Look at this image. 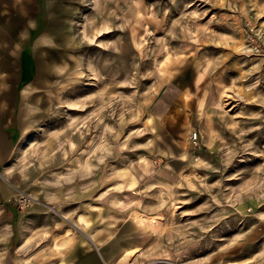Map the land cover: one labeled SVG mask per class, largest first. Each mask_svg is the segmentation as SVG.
I'll return each mask as SVG.
<instances>
[{"label":"rangeland","instance_id":"1","mask_svg":"<svg viewBox=\"0 0 264 264\" xmlns=\"http://www.w3.org/2000/svg\"><path fill=\"white\" fill-rule=\"evenodd\" d=\"M60 2L65 51L17 190L117 207L106 252L140 246L105 264H264V0ZM172 78L193 99L179 149L156 121Z\"/></svg>","mask_w":264,"mask_h":264},{"label":"crops","instance_id":"2","mask_svg":"<svg viewBox=\"0 0 264 264\" xmlns=\"http://www.w3.org/2000/svg\"><path fill=\"white\" fill-rule=\"evenodd\" d=\"M57 1L46 0L42 9L38 0H0V264H105L140 246L132 241L131 233L122 252L111 257L106 252L120 225L129 221L118 217L117 207L109 203L100 205L96 199L84 209L82 204L89 202H84L79 191L70 199L57 201L51 194L38 199L30 191L17 190L23 148L31 144L34 131L49 112L52 93L48 85L58 64L53 58L65 51L64 33L53 36L58 30L52 27H67L63 17L69 11L59 5L62 0ZM42 12L44 18L38 22ZM53 15L60 19L53 23ZM164 87L157 127L179 149L191 127L187 108L193 99L174 78ZM174 153H162L171 171L175 169L170 165L185 159L179 153L175 158ZM20 192L32 197L22 208L16 204Z\"/></svg>","mask_w":264,"mask_h":264},{"label":"built area","instance_id":"3","mask_svg":"<svg viewBox=\"0 0 264 264\" xmlns=\"http://www.w3.org/2000/svg\"><path fill=\"white\" fill-rule=\"evenodd\" d=\"M190 139L193 142H196L198 139V132L193 131L190 135ZM31 199H32V197L28 193L20 192V194L16 198V204L19 208H22V207L26 206Z\"/></svg>","mask_w":264,"mask_h":264},{"label":"bare ground","instance_id":"4","mask_svg":"<svg viewBox=\"0 0 264 264\" xmlns=\"http://www.w3.org/2000/svg\"><path fill=\"white\" fill-rule=\"evenodd\" d=\"M30 138V137H29ZM29 142V141H28ZM26 145V144H25ZM163 191V190H162ZM165 197V196H164ZM139 249V247H136V248H134V249H132V250H129V254L130 255H132L131 254V251H133V252H135L136 250H138ZM127 252H125L124 254H122V256H121V258L120 259H122L123 260V258L128 254ZM130 259V258H129Z\"/></svg>","mask_w":264,"mask_h":264}]
</instances>
